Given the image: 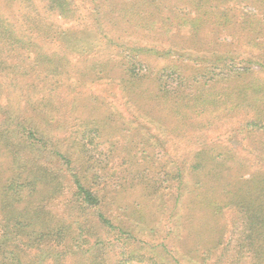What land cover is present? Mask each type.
I'll return each instance as SVG.
<instances>
[{"label":"trees","instance_id":"16d2710c","mask_svg":"<svg viewBox=\"0 0 264 264\" xmlns=\"http://www.w3.org/2000/svg\"><path fill=\"white\" fill-rule=\"evenodd\" d=\"M92 33L103 52L78 53ZM95 75L146 113L156 99L187 127L235 123L254 138L249 153L198 141L150 195L172 188L173 211L187 192L190 208L213 219L235 212L198 240L204 264H264V0H0V264L140 261L119 245L136 234L107 211L103 157L116 152V128L83 122L62 135L59 91Z\"/></svg>","mask_w":264,"mask_h":264},{"label":"rangeland","instance_id":"374dc122","mask_svg":"<svg viewBox=\"0 0 264 264\" xmlns=\"http://www.w3.org/2000/svg\"><path fill=\"white\" fill-rule=\"evenodd\" d=\"M99 36L92 33L87 41L74 49L81 53L88 47L92 54H101V47L105 44ZM113 48L108 47L107 52L117 55ZM98 49L101 53L97 52ZM79 60L80 57L76 56L75 63ZM113 79L97 78L96 75L84 81L76 76L70 81L66 79L67 85L57 95L63 115L61 123L65 124L67 131L62 135L69 140L72 137L69 130L83 122L98 121L110 129L116 128L108 140L115 141L112 149L116 152L111 157H103L107 160L104 164L106 171L112 173L108 181L104 180L109 189L107 211L116 223H124L136 234L137 238H124L119 244L125 252L138 254L140 261L135 260V264H174V256L180 257L182 264H204L205 248L200 241L210 237L213 233L211 226H216L219 221L231 226L235 212L226 209L225 215L213 219L212 215L201 212L197 206L190 208L195 205L189 203L187 192L181 197L177 210L173 211L178 191L163 189L156 201L150 195L152 185L156 181L165 182L166 175L170 179L169 170L175 171L177 165H186L198 149V141L226 143L231 140L236 146L241 144L240 151L247 147L249 153L254 138L239 132L235 123L216 131H213L214 126L187 127L184 119H179L180 114L171 113L170 106L167 107L163 101L155 102L156 99L149 100L152 112L147 114L144 108H140L141 105L127 98L122 87ZM177 161L179 164L175 163ZM162 187H166V183ZM146 205L149 206L144 208L147 212L140 210ZM145 213H148V219ZM191 216L192 223L189 222ZM189 227H193L191 236ZM189 246H193L192 251ZM111 259H116L113 253Z\"/></svg>","mask_w":264,"mask_h":264}]
</instances>
